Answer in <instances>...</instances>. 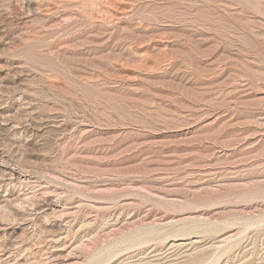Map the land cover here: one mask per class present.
<instances>
[{"label":"rangeland","instance_id":"374dc122","mask_svg":"<svg viewBox=\"0 0 264 264\" xmlns=\"http://www.w3.org/2000/svg\"><path fill=\"white\" fill-rule=\"evenodd\" d=\"M0 264H264V0H0Z\"/></svg>","mask_w":264,"mask_h":264},{"label":"bare ground","instance_id":"6f19581e","mask_svg":"<svg viewBox=\"0 0 264 264\" xmlns=\"http://www.w3.org/2000/svg\"><path fill=\"white\" fill-rule=\"evenodd\" d=\"M176 235H180V234H176Z\"/></svg>","mask_w":264,"mask_h":264}]
</instances>
